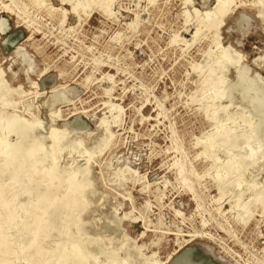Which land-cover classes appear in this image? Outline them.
Here are the masks:
<instances>
[{
	"label": "rangeland",
	"instance_id": "rangeland-1",
	"mask_svg": "<svg viewBox=\"0 0 264 264\" xmlns=\"http://www.w3.org/2000/svg\"><path fill=\"white\" fill-rule=\"evenodd\" d=\"M38 2L46 6L0 0V75L9 93L0 129L11 118L35 120L29 139H39L42 154L51 150L52 128L65 132L64 147L58 178L20 185L13 205L34 206L49 185L62 195L68 174L81 181L87 171L90 184L82 212L51 215L53 228L38 239L44 250L57 248L46 264L71 244L87 248L80 264H264V111L251 101L264 95V0H231L216 47L205 30L193 40L215 0H113L106 15L86 10L80 21L60 0ZM222 51L230 64L216 63ZM241 67L243 100L233 89ZM218 79L223 96L211 101L209 84ZM216 130L251 140L243 151L216 147L207 157L203 146ZM247 152L256 154L253 166L243 164L239 177L224 174L227 160L248 159ZM21 232L10 234L17 240ZM22 234L25 245L33 233Z\"/></svg>",
	"mask_w": 264,
	"mask_h": 264
},
{
	"label": "bare ground",
	"instance_id": "bare-ground-1",
	"mask_svg": "<svg viewBox=\"0 0 264 264\" xmlns=\"http://www.w3.org/2000/svg\"><path fill=\"white\" fill-rule=\"evenodd\" d=\"M27 1L36 9H41L46 6L41 2H38V0ZM111 1L113 0H78L76 2H74L73 0H60L62 4H68L70 6L71 12L77 17L78 21L81 20L82 13L84 14L86 10L91 11L92 9L97 8L101 10L103 15H106V7ZM148 1H150V3L154 2V0ZM230 10L231 0H215L214 8L204 13L198 27L195 29L193 33V40L198 37L201 30H205L207 33L211 34V41L213 44H215L216 47L218 19L228 13ZM52 12L54 13V11ZM193 13L196 16L198 15L196 10L193 11ZM64 17L65 13L64 11H62V16L58 21L59 26L63 24ZM214 17H217V19L214 20ZM2 27L3 21L1 20L0 31H2ZM222 59L228 64L232 62V60L226 55L225 51L221 52V55L217 58L216 63H219V60ZM214 70L215 69L213 67L209 68L205 77L206 81L211 79ZM245 76V69H243L242 67L239 68L236 74V82L233 85V89L239 92L241 100L244 99L247 92V88L242 87L243 83H245ZM221 83V79H218L216 82L209 84V88L214 90L213 95L210 96L211 101L217 99L219 100L223 96V94L218 91V86ZM4 90L6 89L5 86L2 85L0 75V114L3 113L4 107L7 106L8 101V90ZM251 101L257 102V104H260L261 106L263 105V109H258L262 112L264 111V95L262 93L257 91L254 97H251ZM111 106L112 105H109L108 107L111 108ZM232 116L234 115H228L227 118L230 119L232 118ZM238 117H241L243 119L244 115L239 114ZM118 118L119 113H117L113 117L114 120H117ZM258 122L260 123V121ZM101 124H105V122L102 121ZM101 124H99V126ZM105 126V130L108 131L107 125ZM38 127V121H29L22 118H11L8 122H6L3 129H0V264H15V262L19 260H23L24 264H46L48 257H52L57 248H54L52 250L49 248L50 251L44 250V248L40 247V245L38 244V239L39 237L45 235V230L47 228H53L51 215L61 208L66 209L68 212L72 210L82 212L87 205L85 190L87 187H89L90 184L85 179L86 176H89V174L87 175V171H85V178L81 181L77 180L76 175L74 176V174L67 175V188L62 195L55 192V189L53 187L56 186L52 187V185H49V188H47L43 197L39 199L34 206L30 202H28L21 206V208L16 209L14 207L13 204L15 198L13 199L11 195L13 194V190L15 191L17 188H19L20 185H22V188L25 190V186L31 183H35L37 185H40L42 182L50 184V182L54 180L55 175L56 178H58V174L55 172V167L58 164L59 155L64 147L63 145H61V147L59 144L65 132L52 128L48 135V139L50 140L49 146L51 147V150L48 153L42 154L41 152L44 150L45 146L40 143L39 139L35 137L32 140L29 139V135L33 134L34 129ZM9 134H14V136L16 137L15 142L8 143V140L6 138ZM249 139L250 137H248L247 135L242 136L240 134H236V136H230L229 131H224V133H222L219 130H216L206 138L205 144L203 146V154L209 157L210 151L215 149L216 147H221L229 152L235 148H240L242 150L247 147L246 145L249 142ZM74 146H76V144ZM251 153L249 154L247 152V154H249L248 159L243 156L236 162H234V159L231 158L227 160L225 164H223L224 174L235 172L239 177L241 175L240 170L243 164L244 166H253L255 160L254 155L256 154ZM46 159H49V161L51 162L50 166L47 168L44 167V162L46 161ZM79 170L82 171L83 168ZM176 172V177L179 179V181L186 185L187 180L182 176L183 171L181 169H176ZM36 177H38V179H36ZM215 177L217 179L220 177V175L217 173ZM218 190L221 194L223 191L221 184H219ZM258 194L261 195L262 192H259ZM82 201L86 204L84 208L81 203ZM253 202L255 203V207H258L257 204H262L259 197H257V199H254ZM245 208H248L247 204H245ZM244 213L246 212L244 211ZM23 216L27 218L25 223L24 221H21V218H24ZM250 216V214L246 215L244 217L245 220H248ZM12 230H15L17 233L22 231L20 233V236H17V240L10 234V231ZM23 231H27L28 234L33 233L31 237H28L27 243L25 245H21L19 241V237H23ZM77 231L79 233L81 232L80 226H77ZM62 248L65 250H63L64 252H62L60 261L55 262V264H80L86 263L89 259L87 248L82 249L77 244H71L70 248ZM21 254H23V256L20 258L19 255Z\"/></svg>",
	"mask_w": 264,
	"mask_h": 264
}]
</instances>
